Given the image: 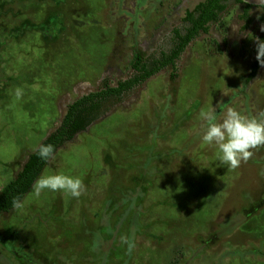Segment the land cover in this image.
I'll list each match as a JSON object with an SVG mask.
<instances>
[{
	"label": "rangeland",
	"instance_id": "374dc122",
	"mask_svg": "<svg viewBox=\"0 0 264 264\" xmlns=\"http://www.w3.org/2000/svg\"><path fill=\"white\" fill-rule=\"evenodd\" d=\"M200 1L0 0V192L68 103L127 78L135 52L170 48ZM242 10L231 0L177 76L169 66L111 101L59 148L41 175L80 177L85 191L31 189L21 210L0 213V264H264V146L222 166L199 118L264 112V67L248 79L261 25L243 29Z\"/></svg>",
	"mask_w": 264,
	"mask_h": 264
},
{
	"label": "trees",
	"instance_id": "16d2710c",
	"mask_svg": "<svg viewBox=\"0 0 264 264\" xmlns=\"http://www.w3.org/2000/svg\"><path fill=\"white\" fill-rule=\"evenodd\" d=\"M230 1L202 0L193 9L187 10L183 18L184 26L174 27L171 31L170 48H160L149 55L135 52L130 62L132 73L127 78L119 80L114 85L105 80L98 90L83 94L68 103L60 124L41 141L38 147L41 144L52 145L55 154L66 142L72 141L79 133L87 130L105 112L111 101H122L136 88L169 66L173 69L172 76H177V60L195 39L207 34L212 24L221 21ZM234 1L243 5L240 14V18L244 20L243 29L251 27L256 20L261 26L264 25V5L255 6L242 0ZM254 7L262 9L256 18L252 17L250 12ZM258 38L264 39V31H261ZM254 54L256 55V46ZM260 67L259 62L255 60L248 76L249 80L257 75ZM38 147L28 155L16 176L2 188L0 213L12 210L13 198L23 199L49 164L51 158L44 160L37 155Z\"/></svg>",
	"mask_w": 264,
	"mask_h": 264
},
{
	"label": "clouds",
	"instance_id": "9594fccd",
	"mask_svg": "<svg viewBox=\"0 0 264 264\" xmlns=\"http://www.w3.org/2000/svg\"><path fill=\"white\" fill-rule=\"evenodd\" d=\"M258 4H264V0H259ZM261 31H264V25L261 26ZM254 39H256V60L264 67V39ZM16 95L19 98L22 95L21 91L17 90ZM199 118L204 127L202 141L207 145L214 144L218 148L217 159L222 166L236 169L241 162L248 161L254 155V149L264 146V112L250 117L229 107L222 116H218L216 108L211 107L208 110H201ZM37 155L44 160L52 158L54 148L52 145L41 144ZM45 190L62 192L73 198H79L85 191V185L77 176L63 172L46 173L34 182L32 193L38 198ZM12 206L21 210L24 204L19 197H14ZM121 244H127L129 253L134 248V243L127 237H121Z\"/></svg>",
	"mask_w": 264,
	"mask_h": 264
},
{
	"label": "water",
	"instance_id": "95a60500",
	"mask_svg": "<svg viewBox=\"0 0 264 264\" xmlns=\"http://www.w3.org/2000/svg\"><path fill=\"white\" fill-rule=\"evenodd\" d=\"M243 2H245V0H242ZM246 3H249V4H252V5H255V6H262L264 4H258L259 3V0H247Z\"/></svg>",
	"mask_w": 264,
	"mask_h": 264
},
{
	"label": "flooded vegetation",
	"instance_id": "af4514ba",
	"mask_svg": "<svg viewBox=\"0 0 264 264\" xmlns=\"http://www.w3.org/2000/svg\"><path fill=\"white\" fill-rule=\"evenodd\" d=\"M252 70V69H251ZM251 73V72H250ZM250 75V74H249Z\"/></svg>",
	"mask_w": 264,
	"mask_h": 264
}]
</instances>
